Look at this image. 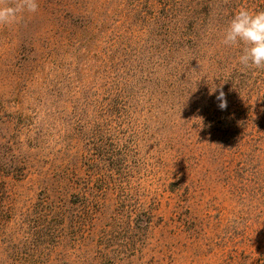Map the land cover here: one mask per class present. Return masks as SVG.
<instances>
[{"label":"rangeland","instance_id":"374dc122","mask_svg":"<svg viewBox=\"0 0 264 264\" xmlns=\"http://www.w3.org/2000/svg\"><path fill=\"white\" fill-rule=\"evenodd\" d=\"M37 3L36 13L0 26V264H264V154L216 157L198 135L170 143L168 130L148 133L141 120L130 170L112 181L131 195L134 209L118 207L82 223L70 213L59 225L41 206L34 129L37 114L47 119L61 104L36 100L33 53L76 50L71 38L81 32L82 15L104 24L105 35L124 32L130 2ZM67 63L80 72L79 60ZM61 73L70 77L67 68ZM58 119L44 121L40 131L49 169L47 156L66 148ZM77 171L86 178L83 166Z\"/></svg>","mask_w":264,"mask_h":264},{"label":"trees","instance_id":"16d2710c","mask_svg":"<svg viewBox=\"0 0 264 264\" xmlns=\"http://www.w3.org/2000/svg\"><path fill=\"white\" fill-rule=\"evenodd\" d=\"M129 2L124 32L105 35L104 24L82 15L81 32L71 38L76 50L32 56L36 100L61 104L47 119L37 114L33 165L41 206L59 225L70 213L73 223H82L118 207L134 209L131 195L119 193L112 181L130 170L140 120L148 133L168 130L170 143L198 135L216 157L264 154V69L241 65L242 46L221 43L233 14L241 7L262 11L264 0ZM69 59L79 60L80 72ZM65 68L70 77L64 79ZM220 90L226 110L218 107ZM51 118L63 124L66 143L47 156L55 173L42 165L40 131ZM82 166L86 178L77 173Z\"/></svg>","mask_w":264,"mask_h":264},{"label":"clouds","instance_id":"9594fccd","mask_svg":"<svg viewBox=\"0 0 264 264\" xmlns=\"http://www.w3.org/2000/svg\"><path fill=\"white\" fill-rule=\"evenodd\" d=\"M38 7L37 0H0V26L12 25L24 13H36ZM221 43L227 47L242 46L241 65L264 69V10L239 8L224 30ZM216 98L218 107L226 110L225 93L220 90Z\"/></svg>","mask_w":264,"mask_h":264}]
</instances>
